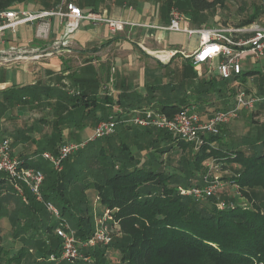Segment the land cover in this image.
Returning <instances> with one entry per match:
<instances>
[{
  "label": "trees",
  "instance_id": "16d2710c",
  "mask_svg": "<svg viewBox=\"0 0 264 264\" xmlns=\"http://www.w3.org/2000/svg\"><path fill=\"white\" fill-rule=\"evenodd\" d=\"M17 1L25 0H0V11L10 10ZM191 3L194 10L202 12L214 9L218 4L217 0H191ZM172 5L187 14L183 4L180 5L177 0H166L164 15L169 14V21ZM250 8L248 16L241 20V25L264 17L257 0L252 1ZM90 60L87 58L85 64L66 75L73 84L74 92L67 93L61 88H54L50 93L60 103V107H55L52 131L35 136L34 131H23L17 126L14 129L22 131H0V140L10 138L14 153V147L20 145V141L35 145L29 156H23L21 150L15 153L30 166L27 158L42 156L45 150L57 154L63 143L80 141L77 131L90 126L91 119L96 127L99 121L113 115L118 117L117 130L110 136L102 137L107 138L108 143L99 146L102 149L99 159L103 166L100 164L93 171L87 183L74 179L79 161L87 153L88 146L97 139L65 159L61 171L47 167V163L32 164L45 174L42 186L44 201L38 200L28 187H25L24 199L16 190L14 182L0 173V219L8 220L5 227L0 224V264H264V131H257L248 147L228 150L223 148L225 135L220 128L216 134H202L204 143L196 150L193 143L169 131L144 127L146 131L142 132L150 135L151 139L146 138L143 144L138 142L137 153L144 150L143 145L149 146L147 148L158 147L157 151L167 152L171 162L173 158L169 149L177 145V154L181 156L178 165H175L177 169L172 172L155 169L147 162L137 164L140 159L135 161L137 156L131 151L130 145L125 142L115 144L112 137L117 134L121 124L125 129L123 134L134 142L138 134L130 131L133 124H124L120 120L119 111L112 110L114 95L107 94L104 88L109 82L103 83V76L101 73L98 75ZM56 75L62 78L61 72ZM235 77H245V74ZM235 77L223 79L215 76L203 81L207 87L203 88V85V89L198 90L199 94L190 92L188 100L187 97L180 100L178 95L168 93L160 102L148 106L159 108L170 116L182 108L193 107L199 113L202 111L200 114L203 118H208L216 110L227 109L233 103L214 111L207 107L200 110L199 103L215 90L216 81L234 80ZM101 86L104 95H99ZM29 89L30 85L3 90L6 95L5 101H0V112H5L11 104H17V100L33 103V99L26 98L28 96L25 93ZM153 89L154 93L161 90L159 86ZM150 92L138 98L139 103L132 105L137 107L128 106L124 111L142 108L145 98L158 97ZM190 98L194 100L190 101ZM116 102L120 105L121 99L118 98ZM262 104L264 106V101ZM207 113L209 116L204 117ZM7 117L11 118V114ZM34 127L32 123L30 129ZM67 128L69 131L65 137L64 130ZM159 139L167 140L168 144H158ZM90 151L87 156L93 157L94 153ZM71 158L73 161H70ZM209 159H216L222 167H225L224 162L237 166L234 173L218 175L212 180H226L236 185L248 203L239 202L236 196L219 198L217 194L197 199L180 191V185H201L209 180L207 176L201 183L192 180L198 173L208 170L209 174L214 171H210L207 166ZM89 188L97 191L103 211H109L113 216V219L108 220L111 228L117 230L113 231V238L107 244L97 242L94 246L80 247L83 256H90L89 261L84 257L69 261L62 257V240L56 228L63 220L69 223L82 241L94 235L96 223L91 201L86 194ZM46 201L57 206L60 217L47 208ZM220 201H225L226 206L221 208Z\"/></svg>",
  "mask_w": 264,
  "mask_h": 264
},
{
  "label": "rangeland",
  "instance_id": "374dc122",
  "mask_svg": "<svg viewBox=\"0 0 264 264\" xmlns=\"http://www.w3.org/2000/svg\"><path fill=\"white\" fill-rule=\"evenodd\" d=\"M121 1V0H120ZM176 2V0H174ZM254 0H217V6L214 9H209L207 11H197L192 8L191 0H177V2L180 5H184L187 8L186 16H187V24L192 28H204V27H214V26H221V25H239L241 20L245 19L248 14L250 13V7L248 6L252 3ZM256 1V0H255ZM128 5L126 4L125 7L123 6V2H119L120 8L124 11L122 14L120 13L118 16H124L127 13H131L129 20H139V25H137L139 28L147 29L149 24L147 23H159L163 22L162 15H164V12L166 10V0H140L137 4L134 3V1L129 0ZM257 2H260V0H257ZM175 6V5H172ZM171 6V7H172ZM190 6V7H189ZM142 13V16L139 15ZM58 17V16H57ZM62 24V23H61ZM186 23H182V26H184ZM136 26V25H135ZM51 28V22L49 26V30ZM140 31V29H138ZM146 31V30H145ZM5 33H10V30L5 31ZM43 38V39H47ZM134 42H130V39H127L129 41H125L128 46L131 48H139L140 46L136 44L137 36L134 37ZM42 39V38H41ZM44 42L41 40H38V42ZM141 42H144L140 40ZM37 42V43H38ZM145 44H148L146 41ZM170 44V45H169ZM198 45V35L194 34L193 36H189L185 32L180 31H174L171 32L168 37L166 38L165 42L161 47L169 49L172 48L174 51H176L175 56H172V59L165 64L164 66H159L154 62H151L149 60L148 56H144L141 58L143 61V67L136 72H132L130 75H128L126 78V73L122 70H116L114 69V46H107L105 47V51L109 50L111 52L110 54H107V62L103 65L102 69V76H103V83H106L107 81L110 82V78L112 77L111 84L112 88L114 85L115 89V83L118 82L120 78L127 80L130 84L132 83V89L133 91H136V88H142L145 92V94L149 93V90H147L146 85L149 84L151 89L154 90V86H160V91L158 93V97L154 98L155 101L152 102H160L162 98H165L168 93H173L175 95H178L179 99L182 100L184 97H187L189 93H198V90L206 88V84L203 81H207L210 79V76L207 73V70L204 68V65L199 66H192V63L188 56L193 52L195 47ZM150 46H152L150 44ZM183 49H186L188 54L182 53ZM167 55V54H166ZM65 56L62 53L55 52L52 56L53 60V68L57 69L59 72L64 73V75H67L68 68L63 61V57ZM42 58V57H41ZM72 58V57H71ZM75 60L74 65L75 67L79 66V64L86 61L87 58H82V61L78 59L77 57L73 58ZM151 59V58H150ZM57 61V62H56ZM6 63V60H0V63ZM264 57L262 60H255V59H247L243 60V67L245 70H251L256 69L259 70V73L256 77L252 76L251 72L245 73V78L250 81V84L247 83V81H243L239 87H237V82H234V80L229 81H216L215 82V90L207 94V99L203 100L201 103H199L200 110L206 108L210 109L211 111L216 110L217 108L223 107L225 104H232L235 101V93L238 89H243L247 93H250L252 95L261 97L264 99ZM155 63L156 68H153L149 66V64ZM49 62L47 61L46 64H44L45 69H47ZM3 65V64H0ZM153 65V64H152ZM107 67V69L105 68ZM117 67V66H116ZM50 69V66L48 67ZM114 69V71H113ZM51 70V69H50ZM106 71V72H105ZM58 72V73H59ZM83 72V71H82ZM35 81H31L32 84L30 85V89L25 93L26 96L30 97H36L38 98L39 105L37 106L38 114L40 116H37L36 120H34L35 128L38 126H41L42 120L41 118L46 117L49 122H52V117L48 116L55 115V111L57 107H60V103H58L55 98H53L52 91L54 89L49 88L50 83L47 81V76L51 74V71H38V73H35ZM109 75V77H107ZM256 75V74H255ZM255 78V79H253ZM121 79V81H122ZM203 79V80H202ZM253 79V80H252ZM202 80V81H201ZM61 82V78L59 79ZM102 83V84H103ZM204 83V84H203ZM66 85H68L65 82ZM108 84V83H107ZM157 84V85H156ZM205 85V87H203ZM171 86H175L174 88ZM48 87V88H47ZM102 87V86H101ZM203 87V88H202ZM263 87V89L260 90V88ZM74 88V87H73ZM103 89V92H102ZM159 90V89H158ZM116 91V89H115ZM101 93H104V88H101ZM139 94L141 92L137 91ZM153 94H156L152 92ZM199 94V93H198ZM151 99H153L151 97ZM173 99V96L171 97ZM149 100V99H148ZM190 101L194 99H189ZM264 100L258 102L254 109H242L239 112V116L236 117L234 120H232L229 123L224 124L221 129L223 130V133L225 135V147L228 150H234L239 148H246L248 147L253 140L251 137H254L255 133L257 131H264V106L262 104ZM150 104V103H149ZM56 107V108H55ZM116 111V110H115ZM199 112V111H198ZM202 113V111H200ZM56 116V115H55ZM40 120V121H39ZM90 128L91 125H93V120L91 119L89 121ZM34 128V129H35ZM90 130V129H89ZM124 131V125L121 124L118 127V132L114 137H112V140L115 144L118 143H127L131 147V151L134 152V154L137 156L135 161L139 160V163L137 164H144L149 163L150 165H153L155 169H163L166 172H172L176 170L175 165H178V160L180 159V154L178 153V147L177 145H174L171 149H169L172 154L173 161L170 162L168 160V154L167 152H159L157 151L158 147H151L147 148L149 146L143 145L144 150L142 152L137 153L138 146L140 145L138 142H141V144L146 143L145 140L151 139L150 135L147 133H143L142 131H146L144 127L133 125L132 129L130 131L137 133L138 137L136 142L133 141L131 137H126L123 134ZM156 131V130H153ZM35 132V136H37V131ZM50 132V131H46ZM45 133L43 131L40 132ZM78 138L80 139L79 142L88 140L92 135L93 131H77ZM207 136L209 133H205ZM167 140L159 139L158 144L160 145H166L168 142ZM108 143L107 138H99L96 141L92 142L88 148L86 149L87 153L83 155V159L79 161L78 167V173H76L74 179H78L79 181H90L91 175L93 176V171L97 170L100 166V164L103 166L101 160L99 159L102 155L101 150L99 148L100 145H105ZM157 144V145H158ZM217 145V144H216ZM17 148L20 146L16 145ZM16 146L14 147V151H20V149H17ZM29 146H31L29 144ZM25 147V145H23ZM90 147V148H89ZM157 149V150H156ZM91 150V151H90ZM88 151L90 153H94L93 157H88ZM106 154H108V151H105ZM174 156V157H173ZM110 157V155H109ZM31 158H27L28 164L30 166H33L32 164L36 162L40 163H47V167L54 168L52 162L45 160L42 156L32 155ZM73 158L70 159V161ZM212 159H209L207 162L211 161ZM154 162V164H153ZM218 162V161H217ZM220 164L217 165L213 164V172L208 174V170L203 171L201 173H198V176L193 177V181L200 182L207 176L209 177V180H212L213 178L218 177V175H230L235 172V169L237 168L236 165H231L229 163L224 162L223 165L225 167L220 166ZM36 168V167H35ZM179 170V169H178ZM177 170V172H178ZM86 182V183H87ZM86 194L88 199L91 201V206L95 218V228L99 224V219L103 216L104 211L101 207L100 200L97 195V191L94 188H89L86 190ZM217 197L223 198V196L227 197H234L236 196L238 198L239 202L242 203H248V199L244 197L242 194V191H238V187L230 182H222L221 187L217 190ZM0 224L5 227L8 225V220L6 219H0ZM106 225L107 230L111 233L113 231H116L117 229H112L109 221H106L104 223V226ZM113 236V235H112Z\"/></svg>",
  "mask_w": 264,
  "mask_h": 264
},
{
  "label": "built area",
  "instance_id": "2783aa9c",
  "mask_svg": "<svg viewBox=\"0 0 264 264\" xmlns=\"http://www.w3.org/2000/svg\"><path fill=\"white\" fill-rule=\"evenodd\" d=\"M264 15V0H260ZM58 16L61 20L68 19H88L98 23L107 24L112 31L123 29L125 25H139L130 23L123 19H114L104 17L95 13H85L74 3L73 0H54V6L49 10L39 11H16L1 10L0 32L6 29H15L17 26L26 23H36V32L40 37H46L49 32L50 19ZM182 23L184 26H182ZM150 27L162 30L185 32L189 36L198 35V46L188 56L195 66L206 65L207 73L210 78L214 74L223 79H229L240 75L243 71V60L248 57L259 59L264 56V25L254 22L245 26L221 25L214 27L192 28L187 24V17L177 6L170 9V21L165 26L149 25ZM188 54L186 51H182ZM112 80V78H111ZM110 82L105 85L107 94L112 95L115 91ZM264 100L261 97L247 93L243 89H238L235 93V101L231 107L222 110H216L208 118L194 110L193 107L180 109L174 115L170 116L159 108L146 106L132 109L131 111L119 110L121 121L124 124H133L142 127H156L169 131L180 139L194 144L198 150L204 143L202 134H216L220 128L239 116L242 109H253L256 104ZM111 115L107 119L99 121L96 125L93 135L86 141L66 142L60 146L59 152L54 154L50 151H44V159L52 162L54 168L61 171L64 167V160L83 148L88 142L98 138L107 137L114 134L119 124L117 119ZM218 162L212 159L207 162L210 171L213 164ZM0 173L8 176L15 184L16 190L25 197V187H28L38 200L44 201L42 195V186L45 180L44 172L29 165H26L23 159H20L11 148V139L0 140ZM205 184L192 186H179L184 195L193 196L197 199H203L215 195L222 182L220 180H205ZM46 206L57 217L60 212L57 206L46 201ZM221 208L226 206L225 201H220ZM113 216L109 211L104 212L98 220L99 224L92 237L82 241L76 236L74 229L68 222L63 221L56 228L58 236L62 240V257L69 261H74L84 257L89 261L90 256H83L81 246H94L97 242L109 243L113 236L107 230L104 223Z\"/></svg>",
  "mask_w": 264,
  "mask_h": 264
},
{
  "label": "crops",
  "instance_id": "0c3cea01",
  "mask_svg": "<svg viewBox=\"0 0 264 264\" xmlns=\"http://www.w3.org/2000/svg\"><path fill=\"white\" fill-rule=\"evenodd\" d=\"M75 4L80 6L83 12L95 13L104 17H110L114 19H123L130 23L140 24L139 20H129L131 13H127L124 16H118L120 13L122 14L124 11L120 8L119 2H123V6L128 5L129 0H73ZM135 4H137L140 0H132ZM260 3V2H259ZM130 4V3H129ZM49 5V6H48ZM53 7V0H25L23 2L17 1L10 10L16 11H39V10H49ZM250 5L248 6V8ZM142 16V13L139 14ZM163 22L159 23H147L149 25L155 26H165L169 24V14L167 16L162 15ZM2 19L0 18V23ZM51 28L47 34V39H43L46 37H40L36 32V23H26L17 26L15 29H6L0 32V55L5 57L6 63H0V101H5L6 93L3 91L8 88L29 86L32 84L31 81H35V73L38 71H42L45 74V71L50 72V76H47V81L50 83L51 88H61L67 93L74 92L73 84L69 80V78L62 73L61 82L59 81V75H56L59 71L53 67L52 56L55 52L62 53L65 56L63 57V61L65 62L68 73H70L73 69L85 64L82 61V58H89L90 64H92L93 68L97 70L98 75L101 73L103 65L107 62V54H110L109 50L105 51V47L114 46L115 53L114 54V69L123 70L126 73L125 78L130 75L132 72L140 71L143 67V61L141 58L144 56H148L151 62H156L159 66H164L171 59L172 56H175L176 51L172 48L166 49L161 47L165 42L166 38L171 32V30H162L155 27H148L147 29L139 28L137 25H125L123 29L116 30L115 32L111 30V28L104 23H98L93 20L88 19H68L65 18L61 20L57 16H53L50 19ZM259 22L264 25V17L260 18ZM62 23V24H61ZM254 23V22H253ZM252 24V23H250ZM249 25V24H246ZM236 26H245V25H236ZM140 29V31H138ZM10 30V33H5V31ZM146 30V31H145ZM137 36L136 44L139 45V48H131L126 44L127 39H130V42H134V37ZM191 37V36H190ZM42 38V39H41ZM41 40L44 42H38ZM142 41H146L148 44H145ZM38 42V43H37ZM150 44L152 46H150ZM170 45V44H169ZM198 46V45H197ZM196 46V47H197ZM195 47V48H196ZM187 52L186 49H183ZM167 54V55H166ZM42 57V58H41ZM72 57V58H71ZM77 57L83 63L79 64V66L75 67L73 58ZM264 57V56H263ZM256 59L252 57H248L247 59H255L262 60V58ZM151 58V59H150ZM190 59V58H189ZM245 59V60H247ZM154 60V61H152ZM49 62L47 69H45L44 64ZM191 61V60H190ZM57 62V61H56ZM153 64V65H152ZM264 65V62H263ZM50 66V69L48 68ZM117 66V67H116ZM149 66L156 68L155 63L149 64ZM108 67V66H107ZM105 66V68L107 69ZM204 68L207 70L208 67L204 65ZM252 71V72H251ZM256 71V72H254ZM251 72L253 77H256L259 73V70L251 69L245 70L243 67L242 73ZM60 73V72H59ZM67 73V74H68ZM34 74V76H33ZM256 74V75H255ZM218 77V75L214 74L213 77ZM235 77V76H234ZM120 78V80L115 83L114 95V104L111 105L112 110H125L128 106L129 108L137 107L132 106L138 102V98H142L146 96L145 92L142 88H136V91L132 89V83L130 84L127 80ZM255 79V78H253ZM252 79V80H253ZM243 81H247L250 84L251 80L246 79L245 77H235L234 82H237V87L241 85ZM65 82L68 84L66 85ZM157 85V84H156ZM159 86V85H158ZM103 87V86H102ZM101 87V88H102ZM160 87V86H159ZM100 88V91H101ZM147 90L152 93L150 85H146ZM154 88V87H153ZM99 91V95H104ZM137 91L141 92L139 94ZM160 90L156 92L158 96ZM103 92V89H102ZM64 96V95H63ZM150 97V95H148ZM28 100L33 99V97H26ZM55 98V97H54ZM121 99V104H117V99ZM145 98L144 106H148L149 103H153L155 99ZM63 102V101H62ZM66 104V102H63ZM39 101L37 97H34L33 103L29 102H20L17 100V104H11L5 110V112H0V131H22L15 130L17 126L23 131H37V136L43 135L40 134L41 131H52V122H49L48 119L42 120L41 126L37 128L30 129L32 123H34V119L36 120L38 114L37 106L39 105ZM110 104V103H109ZM108 105V104H107ZM11 114V118H8L7 115ZM209 113L205 114L204 117H208ZM48 116L52 117V120L55 118V115ZM95 125L87 126L86 128L79 129L78 131H93ZM90 129V130H89ZM64 134L65 137L69 128L65 129ZM125 131V129H124ZM13 141V140H12ZM20 146L17 149H20L23 152V156H29L30 153L35 149V145L29 146V142L20 141ZM42 143V142H41ZM39 143V144H41ZM44 143V142H43ZM25 145V147H23ZM50 151V150H45ZM19 152V151H18ZM15 151V153H18ZM51 152V151H50ZM32 154V153H31ZM32 160H34L31 157Z\"/></svg>",
  "mask_w": 264,
  "mask_h": 264
},
{
  "label": "water",
  "instance_id": "95a60500",
  "mask_svg": "<svg viewBox=\"0 0 264 264\" xmlns=\"http://www.w3.org/2000/svg\"><path fill=\"white\" fill-rule=\"evenodd\" d=\"M3 59H5V57L0 55V60H3Z\"/></svg>",
  "mask_w": 264,
  "mask_h": 264
}]
</instances>
